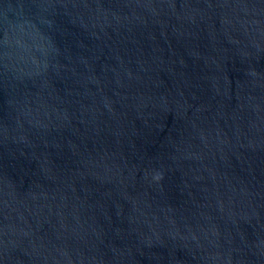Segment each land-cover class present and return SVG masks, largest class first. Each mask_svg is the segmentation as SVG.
I'll return each instance as SVG.
<instances>
[{"label":"water","instance_id":"95a60500","mask_svg":"<svg viewBox=\"0 0 264 264\" xmlns=\"http://www.w3.org/2000/svg\"><path fill=\"white\" fill-rule=\"evenodd\" d=\"M0 264H264V0H0Z\"/></svg>","mask_w":264,"mask_h":264}]
</instances>
